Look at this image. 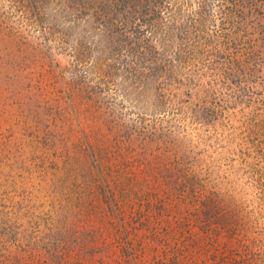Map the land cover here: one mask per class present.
<instances>
[{"label": "rangeland", "instance_id": "1", "mask_svg": "<svg viewBox=\"0 0 264 264\" xmlns=\"http://www.w3.org/2000/svg\"><path fill=\"white\" fill-rule=\"evenodd\" d=\"M234 9L205 124L86 87L0 0V264H264V2Z\"/></svg>", "mask_w": 264, "mask_h": 264}, {"label": "trees", "instance_id": "2", "mask_svg": "<svg viewBox=\"0 0 264 264\" xmlns=\"http://www.w3.org/2000/svg\"><path fill=\"white\" fill-rule=\"evenodd\" d=\"M240 1L12 0L49 48L70 55L86 87L110 93L116 76L125 96L138 100L133 88L151 96L143 112H188L205 124L223 110L213 84L237 88L245 76L243 60L227 52L241 50L231 38Z\"/></svg>", "mask_w": 264, "mask_h": 264}]
</instances>
